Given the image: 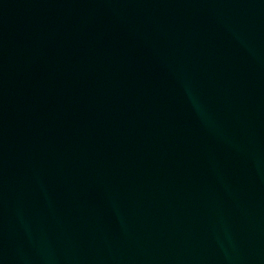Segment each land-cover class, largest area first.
Segmentation results:
<instances>
[{"label":"water","instance_id":"obj_1","mask_svg":"<svg viewBox=\"0 0 264 264\" xmlns=\"http://www.w3.org/2000/svg\"><path fill=\"white\" fill-rule=\"evenodd\" d=\"M0 264H264V0H0Z\"/></svg>","mask_w":264,"mask_h":264}]
</instances>
